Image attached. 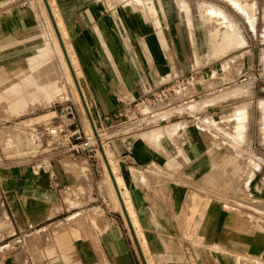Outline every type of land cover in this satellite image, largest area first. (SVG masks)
Instances as JSON below:
<instances>
[{"label": "rangeland", "instance_id": "rangeland-1", "mask_svg": "<svg viewBox=\"0 0 264 264\" xmlns=\"http://www.w3.org/2000/svg\"><path fill=\"white\" fill-rule=\"evenodd\" d=\"M51 1L55 12L62 17L68 46L77 57L80 77L89 92L87 102L91 110L67 75L57 54V41L55 43L50 37L52 27L45 7L46 0H0V25L2 21L9 22L13 17L12 13L17 17H13V20H22L19 11L29 10L31 7L45 26L49 27L46 46L50 48V56L45 57L41 51L39 59L44 56L45 63L47 58H51L56 75L54 82L1 80L28 78L32 74L36 76V72L34 67L23 68L15 64L11 70L5 67L4 63H0V131L7 126L14 128L23 121L28 124L22 135L14 136L7 143L0 140V264H51L54 261L57 264H68L62 256L63 232L57 227L67 226L73 214L52 217L37 223L22 235H11L13 232L8 229V224L13 229L16 206L23 210L31 207L46 208L51 215L57 211L55 205L49 211L51 197L47 195L45 198L37 189L33 179L35 171L43 165L55 163L59 154L63 155L61 163L65 168L66 161L85 163L82 161L84 159L80 160L66 151V154L64 151L52 154L54 145L67 143L63 137L58 140L56 137L47 136L43 141L36 142L35 129H48L58 123V115L61 113L56 110H60V102L73 103L72 107L64 111L72 109L73 114L70 116H73L77 123H86V130L91 133L93 127L90 119L95 120L103 130V114L113 107H118L119 101H131L134 104L140 98L147 99L149 92L154 91L156 94L177 78L186 80L177 91L179 96L198 94L196 118L185 116L162 125L165 127H159L160 129L155 127L145 131L156 130L164 148L171 154L183 150L188 161L177 171L182 172L190 168L193 170L191 176H167L163 169L165 170L169 157L163 150L158 152L142 141L140 145L144 156L137 152L139 161L130 160L127 153L116 154L110 148L111 142L104 145V152L108 148V157L119 163L121 188L125 194H129L130 203H133L131 182L139 176L143 178L137 180L143 179L148 191L159 198L161 208L153 210V215L146 210L137 209L133 203L136 208L135 220L147 240L152 259L155 264H204L202 254L205 251H217L231 256V262L234 259L236 264H264L263 254L249 256L242 253V257H237L239 254L227 250L219 245V242L204 241L199 237L205 211L214 202L220 204L224 212L232 214L239 223H254L264 229V0H251L256 5L255 28L230 0H173V15L166 12L163 0ZM152 4L156 8L157 16L152 14ZM208 4L222 8L232 18L246 43L241 44L239 36L234 34L226 48L217 54L212 53L206 42L203 47L198 46L201 43L200 35L208 31ZM47 8L50 10V7ZM12 9L15 11L12 12ZM24 20L28 21V17ZM9 25L8 23L7 26ZM176 25L178 30H182L181 34L186 36L185 48L179 38L180 34L174 27ZM80 26H98L100 34L97 33V36L100 37V42H95L97 56L88 54L86 59L80 56L72 34V31ZM101 26L105 27L108 33H101ZM180 26H183V29ZM149 35L157 36L159 49H156ZM193 35L198 39L193 41ZM199 52L210 55H203L199 59ZM184 61L190 64L189 68H182ZM35 69L37 71L38 68ZM102 78L105 81H101ZM15 83H20L22 88L20 93L12 98L7 88ZM52 83H55V86H63L66 91L64 98L58 95L54 98ZM240 88L241 91L237 94L235 90ZM44 94L47 100H51L49 95L52 96L56 103L41 108L38 112L24 113L13 103L14 100H20L23 103L21 106H24L27 103L26 97L34 95L33 100L42 97L36 103L40 106H36L44 107L48 105L43 100ZM245 105L249 109L245 140L239 138V130H234L230 132L232 134L217 133V139L209 138L210 140L203 141L204 131L207 134L209 131L201 128L200 124L205 122L203 119L207 116L211 119L212 109L219 107L222 110L217 116H213L219 121L235 115L236 111ZM65 118L69 121V115H65ZM175 123L176 130L173 131L171 125ZM143 132L120 135L110 140L140 135ZM231 135H235V138ZM215 140L221 142L220 146L215 144ZM192 142L198 150L197 155L192 151ZM229 144L236 147L235 163L224 160L223 148ZM104 152L95 158L100 161L103 170L100 185L107 196L104 200L105 210L108 216L117 214L121 219H108L107 215L100 211V220L77 224L75 231L65 234L64 237L69 247L68 252L72 257L78 255L83 264H118V258L123 256L127 264H148L136 232L127 220L128 215L126 218L125 210L116 204L110 187L103 181L107 172ZM212 160H215V166L206 168L200 175L193 174L199 170L198 167L194 169L193 164ZM156 165L162 166L163 169H156ZM235 169L236 173H233ZM86 172L85 170L77 173L84 177ZM154 173L165 176L151 177ZM178 185L184 189V200L177 206L173 200L172 186L180 187ZM118 236L123 238L112 240ZM151 238L154 240L151 241ZM124 250H127V254L120 256ZM191 254L197 257H191ZM226 260L230 258L226 257ZM180 261L185 263H177ZM217 263L221 264L219 258Z\"/></svg>", "mask_w": 264, "mask_h": 264}, {"label": "crops", "instance_id": "crops-1", "mask_svg": "<svg viewBox=\"0 0 264 264\" xmlns=\"http://www.w3.org/2000/svg\"><path fill=\"white\" fill-rule=\"evenodd\" d=\"M30 8L29 10L23 9L19 11L21 12L20 17L22 18V20H13V17L15 16L14 13H12L13 17L9 19V22L2 21V25H0V52L2 51V53L0 54V63H4V66L8 67L11 70L13 68V65L15 64L23 68L34 67L36 76L32 74L29 75L28 78H1V80L10 79L11 81H52L47 79V76H51V74H47V72L45 71L46 62L44 63V56L41 58V60L43 59V62H41V60L39 59L40 52L43 51L41 52V54L44 53V48L46 46L47 40L46 34L50 33V29L49 27L45 26L43 20H40V17L37 16L35 14V11L31 10ZM14 11L15 9H12V12ZM25 17H28V21L24 20ZM5 18H7V16ZM15 18L17 19V17ZM8 23L10 24L9 26H7ZM80 27L72 31L73 38L75 40L74 42L80 53V56L84 59H86L88 54H90L91 56H97L95 42H100V37L97 36V33L100 34L98 26ZM101 29L103 30L101 33H108L105 27L101 26ZM37 59L38 61H36ZM36 67L38 68L37 71L35 69ZM53 67L55 68L54 64L52 65L51 71L53 72V74H55V72L53 71ZM101 75L104 76L103 74ZM100 80L105 81L103 78ZM32 97L33 96H28V98L26 97L27 105L29 104L28 110H30H27V112L30 113L38 112L41 110V108H46L47 106L50 107L56 103L55 99L52 100V96L49 95L48 97H50L51 100H47V97L44 94L43 100L45 104L48 105L44 107H37L40 105H37L36 103L39 102L42 97L37 100H33ZM105 97H103V101ZM63 102H60L59 104V107H61L60 110H56L57 113H61V115H58V120H64L67 123H70L72 121L76 122L74 120V117L71 119V121H67V119L65 118L66 112L64 110H66L68 107H72L73 103ZM218 108H214L211 110V114L213 116H217V114L222 111L220 110V108ZM113 109L114 107L111 110ZM111 110H108L107 113ZM90 122L92 126L95 125L93 120L90 119ZM107 122L109 121H107L104 116L102 118L103 125H105ZM78 124L80 127L86 129V123H84L83 121L78 122ZM132 134L133 133L129 135ZM128 137L129 136L117 140H112L110 148L118 155L127 153V156L130 158V160L133 159L135 161H139L140 159L137 155V152L140 153V156H144L141 152V145L139 143H135L130 147L128 145ZM52 150H54L52 154L61 153L57 151H64L65 153L64 148ZM61 156L63 155L59 154L55 163H51L47 166L43 165L38 171H35L34 173L33 179L35 184L37 185L36 187L39 192L43 193L45 195V198L47 195L51 197V206L49 207V211L54 205L57 210L54 215H51V213L48 212L46 208L40 207L45 213L46 217L44 216L45 218L37 223L44 222L52 217H61L70 213L74 214L76 212H82V210L92 211L96 208H100L101 211H103L102 214L107 215L106 217L108 219H121L117 214H111V217L108 216V213L105 210L106 206L104 204V200L107 196L104 195V191L100 185L103 174L100 161L88 155L77 157L80 160L84 159L82 161H84L87 166L86 175L82 177L77 172L66 169L61 163ZM138 178L143 177H135L130 186L133 203L137 209L146 210L150 212L151 215H153V210L161 208L159 198L148 191V187L144 183L143 179L139 181L137 180ZM172 189L173 200L175 201V205L178 206L179 204H181L180 201L184 200V189L182 186H172ZM7 214L10 215L9 212H7ZM14 216L16 218L13 217V221L11 220L13 229L8 224V229H11V231L13 232L11 235H22L23 233H27L30 229H32V227L35 226V224H29L27 227L23 228L20 220L18 219L16 209ZM253 224L254 223H239L237 219L232 216V214L224 212L221 205L214 202L205 211L202 222L201 236L199 237L201 238L200 240L219 242L218 244L223 246L227 250L239 254V256L237 257H242L240 256L242 253H246L249 256H256L259 254L264 255V229H261L255 224L254 226ZM122 238L118 236L117 239L113 238L112 240H121ZM152 240H154V238H151V241ZM126 254L127 250H124L120 253V256ZM115 256L117 257V255ZM128 256H130L129 253ZM191 257L197 256L191 254ZM202 257L204 258V264H218V258L220 259L221 264H230L232 258L227 254H222V252L218 253L217 251H205L204 254H202ZM226 257L230 258V260H226ZM124 258L125 256H123L122 258H118V264H127ZM177 263L185 262L180 261ZM231 264H236V261L233 259Z\"/></svg>", "mask_w": 264, "mask_h": 264}, {"label": "bare ground", "instance_id": "bare-ground-1", "mask_svg": "<svg viewBox=\"0 0 264 264\" xmlns=\"http://www.w3.org/2000/svg\"><path fill=\"white\" fill-rule=\"evenodd\" d=\"M230 2L236 6L241 12H243L247 18L249 19V22L251 23L252 27L255 28V23L257 20V15H256V5L253 1L251 0H230ZM173 0H163V4L165 7L166 12L169 15H173ZM47 4L50 7V11L53 14V17L55 19L57 28L59 29V31H57V29L55 28V25L52 21V17H51V13L49 12L47 5L45 3V7L46 10L48 12V16H49V20L51 22V34L50 37L55 41H57L58 43V55L60 57V60L65 68V70L67 71V75L70 79V81L72 82V84L75 86L77 92L79 94H81L82 98L85 99L86 101V105L88 106L89 110V104L87 102V86L84 82H82V78L80 77L79 74V70H78V63H77V57L74 56L73 52L71 51L70 47L68 46L67 43V39H66V34L67 32L64 31V24H63V20L60 14H57V12H55L54 9V4L51 0H47ZM152 14L154 16H157V11L155 6L152 4L150 7ZM208 14L206 15V23L209 24V26L207 27V33L206 34H201L200 35V44H198V46L203 47L205 42L208 43L210 50L212 51L213 54H217L219 52H221L223 49L226 48V44L231 40V36H233L234 34H237L239 36V40L240 43H246V40L244 38V36H242L240 34V31L238 30L237 26L235 25L234 21L232 20V18L230 16H228V14L222 9V8H218L213 4H208ZM159 21V20H157ZM73 25V24H72ZM177 29V33H179V38L183 43V48L187 47V41L184 39V37H186L185 35L183 36L181 34L180 31H182L180 28L178 30V26H174ZM183 29V26H180ZM150 40L153 41L155 43L156 49H159V45L160 42L157 38V36L155 35H149ZM193 41L197 40L198 38L195 37V35H193ZM64 43L66 52H67V56L69 58V60L67 59V56L63 50V46L61 44V40ZM182 46V45H181ZM197 46V47H198ZM50 48L47 45L46 49L44 51V56L49 57L50 56ZM203 55H210V53H205L204 52H199L198 56L199 59H201L203 57ZM76 57V58H75ZM46 72L47 74H51V76H47L48 80H52L49 82H54L56 80V75L53 74L52 70V61L51 58H47L46 59ZM52 64V65H51ZM190 64L187 61H184L182 63V68H189ZM53 71H54V67H53ZM75 76V77H74ZM77 77V78H76ZM86 87V88H85ZM22 85L20 83H15L13 85H11L10 87L7 88V90L9 91V94L12 96V98H14L15 95L19 94L21 91ZM51 89H52V94L54 96V98L58 95L61 98H64L66 96V91L63 88V86H55V83L51 84ZM224 89V88H221ZM236 93H240L241 88L235 90ZM89 93V92H88ZM81 96H79L81 98ZM34 97V95H33ZM89 98V97H88ZM224 99V98H223ZM14 105L17 106V109H21L22 111H27L29 109V104L27 105V103L24 104V106H21L23 103H21L20 100H14ZM90 104H92L91 100H90ZM20 110V111H21ZM19 111V112H20ZM209 116L205 117L203 120L205 122H203L202 124H200V127L203 128L204 130L209 131V133L207 134L204 131L203 135V141L206 142L208 140H210L209 138H213V139H217V133H226L229 134L232 131H237L239 130V138L242 140H245L247 137V129H248V122H249V109L248 106H243L242 108L238 109L236 111V114L228 117V118H222L221 120L217 121L216 119H214L213 116H211V119L208 118ZM94 121V124L96 126V128H99L96 121ZM27 123L26 122H22L21 124L16 125L14 128H11L9 126L5 127L4 129H2L0 131V140L2 142H6L9 139H12L14 136L16 135H22L23 133H25V126L27 127ZM171 125V124H170ZM214 126H216L214 129H212ZM160 127H165V126H160ZM171 129L173 131L176 130V123L171 125ZM158 129H160L158 127ZM219 131H216V130ZM160 134V133H159ZM188 135H190L187 132ZM232 134V133H230ZM233 138H235V135H231ZM191 137V135H190ZM128 145L131 147L133 146L135 143H139L141 144V141L145 144L150 145V147H152L153 149H155L156 151H160L163 150V152H165L166 156L169 157L168 160L166 161V168L165 170L161 167H159V165H156V169L157 168H161L163 169V171L165 172V174L167 176L170 177H180V176H184V175H188L191 176L193 170L190 168L184 169L182 172L177 171V169L183 164L186 163L188 161V159L186 158L185 152L183 150H179L177 153H173L171 154L168 150H166L164 148L163 143L161 142L157 131L156 130H150V131H144L143 133H141L140 135H135V136H131L128 137ZM192 139V137H191ZM215 144H217L218 146H220L221 142L219 140H215ZM193 146H192V151L196 153L197 155V148L194 142ZM107 149L105 150L104 155L106 156L104 158V165L105 168L107 169V172L105 174V177L103 178L104 183L110 187L111 192L113 194L112 198L113 200L116 202V204H119L120 208L122 210H125L126 212V218L128 215V222H130V224L132 225L134 231L136 232V236L138 238L140 247L142 249V252L146 258V261L148 259V264H155L154 260L152 259V255L150 253V248L149 245L147 243L146 238L144 237L143 232L140 230V226L137 224L136 220H135V207L133 205V203H130L129 194H125L121 188V179H120V169H119V163L114 162L113 158L111 160V158H109V154H107ZM223 151H225V153H223L224 156V160L226 161H232L235 163L236 161V147L233 144H229L226 145L223 148ZM111 152V151H110ZM109 152V153H110ZM194 153V154H195ZM182 156V157H180ZM230 162V163H232ZM229 163V164H230ZM64 165L66 166V168L68 170H72L75 172H83L85 170H87V166L85 163H69L68 161H66L64 163ZM194 165V169L196 167L199 168V170L195 174L200 175L201 173H203L205 171L206 168L211 167V166H215L216 162L215 160L213 161H207V162H201V163H195ZM260 167V165H258ZM238 168V167H236ZM159 170V169H158ZM233 173H236V169L234 170ZM152 175V174H151ZM165 175H161L158 173H154V175H152L151 177H155V178H159V177H163ZM174 179V178H172ZM120 193V196H119ZM192 199H194V196H192ZM259 199V198H257ZM131 200H132V196H131ZM101 209L100 208H96L92 211H88V210H82V212H76L73 215L70 216L69 218V223L67 224V226L65 225H61L59 227H57V229H60L61 232H63V234H61V238L63 239V248H62V256L64 259V262H67L68 264H83L79 258L78 255H76V257H72L69 252H68V245L66 244V239H64L65 234L71 232V231H75L76 229V225L77 224H86L88 222H95L97 220H100V212ZM16 213L18 216V219L20 220V223L22 225L23 228L27 227L29 224H36L37 222H39L40 220H42L45 216V213L43 212V210L39 207H31L29 208L27 211L21 209L20 207L16 206ZM10 219V218H9ZM138 232V235H137ZM84 239V238H83ZM87 246V245H86ZM88 247V246H87ZM51 264H57V262H51ZM100 264V263H98Z\"/></svg>", "mask_w": 264, "mask_h": 264}, {"label": "built area", "instance_id": "built-area-1", "mask_svg": "<svg viewBox=\"0 0 264 264\" xmlns=\"http://www.w3.org/2000/svg\"><path fill=\"white\" fill-rule=\"evenodd\" d=\"M202 82L205 81L202 80ZM184 83H186L185 79H174L171 84L160 89L156 94L151 91L147 99L140 98L134 104L131 101H119L120 105L105 115L109 122L104 125L103 130L93 125L92 132L89 133L74 121L67 123L64 120H58L54 127L44 130L35 129L36 142L43 141L47 136L56 137L58 140L63 137L67 143L54 145L52 149L64 148L67 153L75 157L88 155L97 158L99 153L104 152L105 143H110L113 137L160 127L185 116L196 118L198 94L186 97L177 94ZM70 110L66 112V115H69V121L73 118L70 116L73 111Z\"/></svg>", "mask_w": 264, "mask_h": 264}, {"label": "water", "instance_id": "water-1", "mask_svg": "<svg viewBox=\"0 0 264 264\" xmlns=\"http://www.w3.org/2000/svg\"><path fill=\"white\" fill-rule=\"evenodd\" d=\"M46 3H47V0H46ZM47 6H48V4H47ZM48 7H49V6H48ZM49 11H50V10H49ZM50 13H51V11H50ZM51 17H52L53 23H54V25H55V28L57 29V31H59V29L57 28V25H56V22H55V19H54L52 13H51ZM60 40H61V38H60ZM61 44H62V46H63V50H64V52H65V54H66V56H67V52H66V49H65V46H64V43H63L62 40H61ZM67 59L69 60L68 56H67ZM69 61H70V60H69Z\"/></svg>", "mask_w": 264, "mask_h": 264}]
</instances>
